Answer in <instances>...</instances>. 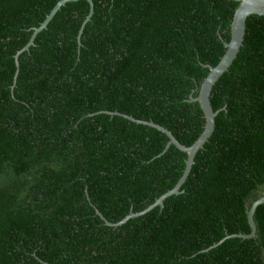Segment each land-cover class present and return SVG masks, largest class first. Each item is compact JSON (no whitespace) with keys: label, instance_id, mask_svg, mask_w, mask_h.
I'll return each instance as SVG.
<instances>
[{"label":"trees","instance_id":"obj_1","mask_svg":"<svg viewBox=\"0 0 264 264\" xmlns=\"http://www.w3.org/2000/svg\"><path fill=\"white\" fill-rule=\"evenodd\" d=\"M59 1L0 0V264H264V203L240 236L264 197V16L213 88L225 109L182 192L109 225L174 188L188 157L123 114L192 145L190 97L240 2L93 0L87 22L88 0L67 2L24 50Z\"/></svg>","mask_w":264,"mask_h":264},{"label":"water","instance_id":"obj_2","mask_svg":"<svg viewBox=\"0 0 264 264\" xmlns=\"http://www.w3.org/2000/svg\"><path fill=\"white\" fill-rule=\"evenodd\" d=\"M72 1H78V0H60L56 4V6L53 8L51 13L48 15L46 20L39 27L35 28L33 36L30 42L28 43V45L24 48V50L28 49L31 45L34 44V39L36 35L48 26L49 22L54 18V16L61 9V7L65 5L67 2H72ZM237 1H239L240 4L237 7L235 14H234L232 28H231L230 41L225 42V45L227 48L226 52L222 56V58L220 59V61L218 62L216 66H210V65L208 66L210 71L208 75L206 76V78L204 79V81L202 82L198 95L197 96L191 95L190 97V101L199 102L203 110L204 117H205L204 130L201 133V135L198 137V139L192 145L187 146V145L182 144L170 130L166 129L165 127L157 123H154L153 121H143V120L136 119L133 116L123 114L125 117L133 121H136L138 123L148 124L150 126L156 127L157 129L163 131L169 137V142L166 148H169L171 144H174L180 150L186 152L188 154V157L186 160V167H185L184 173L182 177L179 179V181L177 182V184L174 186V188H172L171 190L165 192L160 197H158L157 200L151 205H149L145 210L138 212V213L132 212L118 223H110L107 221L109 225H121L125 223L126 221H128L130 218L136 217L138 215H142L152 210L154 207L158 205L163 206L164 200L167 197L173 194H179L182 192L180 188L184 184V182L186 181L187 177L189 176L191 172V169H192L193 164L195 163V157L198 151L204 147L205 143L210 139L213 132L215 131L216 117L218 113L221 110L225 109V107L219 110L214 109L212 101H211V94H212L213 88L215 84L217 83V81L220 79V77L229 70L234 60L237 58L238 53L240 52L241 47L244 44L246 27H247V19L249 18V16L253 14L264 16V0H237ZM88 2L90 3L91 9H90V13L87 16V19L85 22H87L90 19L93 13V10H94L93 0H88ZM83 27L81 29V32L83 30ZM17 65L19 66L18 58H17ZM262 203H264V197L255 201L252 208L249 210V222L252 227V232L248 235H240V236L253 237L256 235L257 226L254 220V213L258 205ZM99 214L102 216L103 219L106 220V218L100 212Z\"/></svg>","mask_w":264,"mask_h":264}]
</instances>
